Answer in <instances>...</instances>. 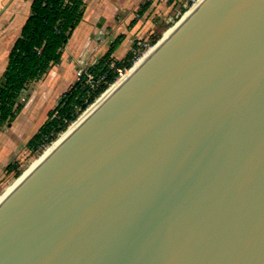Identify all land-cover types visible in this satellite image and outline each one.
Masks as SVG:
<instances>
[{"label":"water","instance_id":"water-1","mask_svg":"<svg viewBox=\"0 0 264 264\" xmlns=\"http://www.w3.org/2000/svg\"><path fill=\"white\" fill-rule=\"evenodd\" d=\"M154 46L1 203L0 264H264V0Z\"/></svg>","mask_w":264,"mask_h":264},{"label":"rangeland","instance_id":"rangeland-1","mask_svg":"<svg viewBox=\"0 0 264 264\" xmlns=\"http://www.w3.org/2000/svg\"><path fill=\"white\" fill-rule=\"evenodd\" d=\"M184 2L185 0L86 1L85 9L87 11L91 9L92 19L101 12L108 18L106 23L109 33L105 35V39L102 38L99 41L98 45L104 50L113 48V53L108 60L110 64H115L118 73H121L115 82L124 77L129 69L152 50L154 45L162 40L163 35L171 31L191 10L190 8L184 14L182 10ZM122 7H125L126 11L121 12ZM79 38L80 36L75 41L76 45L81 43ZM153 41L156 43L153 44ZM132 50L136 52V55L131 66L126 68L117 65L120 62L122 64L123 58ZM2 57L3 53L0 52V62ZM65 63L71 66V63L75 62L72 57H69L65 59ZM93 66L95 65L91 67ZM65 68L61 63L54 67L52 65L38 80L26 84L25 89L14 102V107L18 104L21 109L11 122L0 123V195L6 187L29 169L33 161L51 147L52 143L37 144L34 147H30L28 143L47 120V113L57 107L62 96L77 81L75 79L76 68L70 67L69 70ZM3 72L0 66V77ZM62 133L58 134L57 138Z\"/></svg>","mask_w":264,"mask_h":264},{"label":"trees","instance_id":"trees-1","mask_svg":"<svg viewBox=\"0 0 264 264\" xmlns=\"http://www.w3.org/2000/svg\"><path fill=\"white\" fill-rule=\"evenodd\" d=\"M81 6V0H32L31 14L9 51L6 68L0 77V123L15 118L21 107L18 104L14 107V102L26 84L38 80L60 61L62 50L82 17ZM132 51L117 65L130 67L135 57ZM112 53L110 47L95 66L88 68L96 79L103 77L99 88L89 93L87 86L77 80L57 107L47 113V120L29 141L30 147L51 144L115 82L118 68L108 60Z\"/></svg>","mask_w":264,"mask_h":264},{"label":"crops","instance_id":"crops-1","mask_svg":"<svg viewBox=\"0 0 264 264\" xmlns=\"http://www.w3.org/2000/svg\"><path fill=\"white\" fill-rule=\"evenodd\" d=\"M86 1L81 0L82 17L73 29L67 44L62 50L61 59L57 63L64 65L66 70H69L70 67H75L76 70H86L95 65L102 57V53L105 54L108 50V48L104 50L98 45L99 41L102 38L105 39V35L109 33L106 23L108 18L101 12L92 19L91 9L88 11L85 9ZM31 2L32 0H0V52L3 53L0 66L3 71L7 64L8 53L19 37L22 26L31 14ZM122 8L121 12L126 11L125 7ZM100 19H103V23L98 28ZM78 36H80L81 43L76 45L75 41ZM69 57H72L73 62H75L71 63V66L65 63V59Z\"/></svg>","mask_w":264,"mask_h":264},{"label":"bare ground","instance_id":"bare-ground-1","mask_svg":"<svg viewBox=\"0 0 264 264\" xmlns=\"http://www.w3.org/2000/svg\"><path fill=\"white\" fill-rule=\"evenodd\" d=\"M204 0H198L193 7H191V10H189L185 16L181 19V22H183L191 13L192 11ZM181 22L177 23L180 24ZM176 26L169 32L165 33L163 35L162 40L158 42L160 44L164 40H166L175 30ZM158 46V45H157ZM156 46V47H157ZM155 46L152 48V50H148L149 52L141 57L138 62L132 66L131 70L128 71V73L120 78L117 82L112 84L99 98H97L93 104H91L76 120L75 122L67 128V130L62 133L59 138H57L54 142H52L51 147L46 150L44 154H42L37 160L33 161L31 166L27 171H25L17 180L13 181V183L6 187L3 191V193L0 195V205L1 203L15 190V188L39 165V163L48 155L50 154L86 117H88L134 70H136L144 61L145 59L155 50ZM47 148V147H46Z\"/></svg>","mask_w":264,"mask_h":264},{"label":"built area","instance_id":"built-area-1","mask_svg":"<svg viewBox=\"0 0 264 264\" xmlns=\"http://www.w3.org/2000/svg\"><path fill=\"white\" fill-rule=\"evenodd\" d=\"M198 0H185L182 7L184 9V14L195 5V3ZM134 56L136 55V52L132 51ZM135 63V62H134ZM119 76H121V73H118ZM76 80H81L85 86H87L89 93H94L100 86L101 81L103 80V77H100L98 79L95 78L94 74L90 72L88 69L86 70H77L75 74ZM117 80V79H116Z\"/></svg>","mask_w":264,"mask_h":264}]
</instances>
